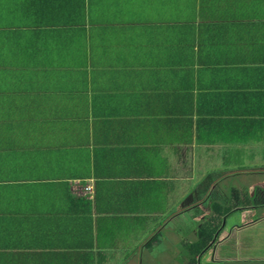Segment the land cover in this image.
Returning <instances> with one entry per match:
<instances>
[{
    "label": "crops",
    "instance_id": "crops-1",
    "mask_svg": "<svg viewBox=\"0 0 264 264\" xmlns=\"http://www.w3.org/2000/svg\"><path fill=\"white\" fill-rule=\"evenodd\" d=\"M260 173L264 0H0V264H264Z\"/></svg>",
    "mask_w": 264,
    "mask_h": 264
},
{
    "label": "rangeland",
    "instance_id": "rangeland-1",
    "mask_svg": "<svg viewBox=\"0 0 264 264\" xmlns=\"http://www.w3.org/2000/svg\"><path fill=\"white\" fill-rule=\"evenodd\" d=\"M260 178L264 177L262 175V173H260L258 175ZM232 184H234L232 181L230 180H223L221 182H218V185L222 188L225 189V187L227 188L226 191L223 192L224 195L227 196H232L233 193L232 192H228L231 190L232 188ZM252 190H249L248 192H243L242 196H240L239 198L235 199V198H230L227 199V197L222 198L219 197L215 194H213V196L211 198L208 199V202L210 200L218 201L220 202V205H222L223 207H226L229 209H231L232 207H238V210L235 212L236 216L235 217V221L239 223L238 221V217L241 213V211H245L244 215H246L248 218L250 219H255L257 221L263 219L262 217L264 216V192L262 191V189L259 187L258 190L256 191V193L253 194V192H250ZM244 193H247V197H244ZM246 195V194H245ZM227 200H229V202H226ZM244 209V210H243ZM233 213V211H232ZM231 224V223H230ZM241 237H242V241L244 244L249 243L250 245H252V248L255 247V253L259 254V255H264V225L260 224L258 226H255V230H254V235L255 237V245L252 241V229H247V227L241 226ZM219 232V231H218ZM225 232V231H224ZM228 233H232L230 239L228 240L227 243H225V245L223 246V249L227 250L229 254H233V250L229 251L233 245L234 240L237 239V231H231L229 229ZM224 236V233H222L220 236L218 235L217 240L215 241L214 245L212 246V250H214V252L216 254H218L219 252V241L220 238ZM215 239V236L214 238Z\"/></svg>",
    "mask_w": 264,
    "mask_h": 264
},
{
    "label": "built area",
    "instance_id": "built-area-1",
    "mask_svg": "<svg viewBox=\"0 0 264 264\" xmlns=\"http://www.w3.org/2000/svg\"><path fill=\"white\" fill-rule=\"evenodd\" d=\"M73 190L77 195H84L88 197H93L95 193L94 185L92 183L82 184L80 182H76L73 185Z\"/></svg>",
    "mask_w": 264,
    "mask_h": 264
},
{
    "label": "trees",
    "instance_id": "trees-1",
    "mask_svg": "<svg viewBox=\"0 0 264 264\" xmlns=\"http://www.w3.org/2000/svg\"><path fill=\"white\" fill-rule=\"evenodd\" d=\"M230 210H232V209H230ZM218 234H219L218 227L213 228L211 230H206V246H208L210 243H212L214 240L213 239L214 236L217 237ZM147 243H149V241Z\"/></svg>",
    "mask_w": 264,
    "mask_h": 264
}]
</instances>
